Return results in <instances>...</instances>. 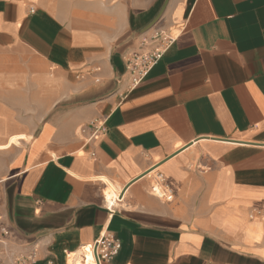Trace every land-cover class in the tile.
I'll return each mask as SVG.
<instances>
[{"label":"crops","instance_id":"crops-1","mask_svg":"<svg viewBox=\"0 0 264 264\" xmlns=\"http://www.w3.org/2000/svg\"><path fill=\"white\" fill-rule=\"evenodd\" d=\"M158 31L174 42L131 87ZM263 204L264 0H0V214L19 251L69 264L112 233L103 264H264Z\"/></svg>","mask_w":264,"mask_h":264},{"label":"built area","instance_id":"built-area-1","mask_svg":"<svg viewBox=\"0 0 264 264\" xmlns=\"http://www.w3.org/2000/svg\"><path fill=\"white\" fill-rule=\"evenodd\" d=\"M173 42L174 38L168 36L164 31L155 32L151 37L142 41L141 48L132 53L128 59L127 68L130 74L131 87L139 85L147 77ZM149 46L153 47L148 48ZM90 127L92 132L89 140H92L105 131V121L94 120L91 122ZM92 155H95L94 152ZM152 178V194L160 200L173 201L175 194L165 175L160 171H155ZM121 195L122 192L117 195L116 200H119ZM250 218L264 220V204L261 207L254 208ZM14 232L10 224L2 221L0 214V264H36L38 260L37 246L26 252L19 251L14 239ZM88 247L92 248L93 258L88 261V257L80 253L83 264H103L112 260L120 252L122 242L112 233H105L93 244L82 246L80 251H88ZM66 254L69 256L72 253L66 252Z\"/></svg>","mask_w":264,"mask_h":264},{"label":"bare ground","instance_id":"bare-ground-1","mask_svg":"<svg viewBox=\"0 0 264 264\" xmlns=\"http://www.w3.org/2000/svg\"><path fill=\"white\" fill-rule=\"evenodd\" d=\"M11 141V140H10ZM12 141L17 142V137H13ZM3 147V146H2ZM156 168L153 169V171H155ZM108 180V179H107ZM110 184V183H109ZM113 185V184H112ZM106 194V198L108 199L109 204L116 201V197L115 196V187L111 186L110 189L105 193ZM115 196V197H114ZM114 197V198H113ZM113 198V199H112ZM80 253L84 254V256L88 257V261H90L93 258V252H92V248L88 247V251L87 250H83L82 252H78V253H72L70 254L68 257H70V260L68 261L69 264H83V262L81 261V256L79 255Z\"/></svg>","mask_w":264,"mask_h":264},{"label":"water","instance_id":"water-1","mask_svg":"<svg viewBox=\"0 0 264 264\" xmlns=\"http://www.w3.org/2000/svg\"><path fill=\"white\" fill-rule=\"evenodd\" d=\"M161 13H162V11L159 13V15L149 24V25H147L144 29H143V31L142 32H145V31H147V30H149L156 22H157V20L159 19V17L161 16ZM14 227H15V229L16 230H18L21 234H23V235H25V236H28V235H26V233L16 224V223H14Z\"/></svg>","mask_w":264,"mask_h":264},{"label":"rangeland","instance_id":"rangeland-1","mask_svg":"<svg viewBox=\"0 0 264 264\" xmlns=\"http://www.w3.org/2000/svg\"><path fill=\"white\" fill-rule=\"evenodd\" d=\"M177 208L180 210L181 207L179 206V207H177Z\"/></svg>","mask_w":264,"mask_h":264}]
</instances>
